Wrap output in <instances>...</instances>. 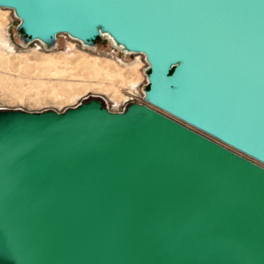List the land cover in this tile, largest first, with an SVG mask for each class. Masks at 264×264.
I'll use <instances>...</instances> for the list:
<instances>
[{
    "label": "water",
    "instance_id": "1",
    "mask_svg": "<svg viewBox=\"0 0 264 264\" xmlns=\"http://www.w3.org/2000/svg\"><path fill=\"white\" fill-rule=\"evenodd\" d=\"M25 43L102 34L145 104L0 110V264H264V0H0Z\"/></svg>",
    "mask_w": 264,
    "mask_h": 264
},
{
    "label": "rangeland",
    "instance_id": "2",
    "mask_svg": "<svg viewBox=\"0 0 264 264\" xmlns=\"http://www.w3.org/2000/svg\"><path fill=\"white\" fill-rule=\"evenodd\" d=\"M19 25L13 11L0 8V110L62 113L93 99L105 108L124 100L129 106L148 89L145 56L125 51L106 34L93 47L59 35L48 48L23 43Z\"/></svg>",
    "mask_w": 264,
    "mask_h": 264
},
{
    "label": "built area",
    "instance_id": "3",
    "mask_svg": "<svg viewBox=\"0 0 264 264\" xmlns=\"http://www.w3.org/2000/svg\"><path fill=\"white\" fill-rule=\"evenodd\" d=\"M42 43V42H41ZM42 45H45L42 43ZM46 46V45H45ZM47 47V46H46ZM53 47V46H52ZM119 61H121L120 59H118ZM145 95V94H144ZM144 95L140 98H138L136 100V103H139V104H145V99H144ZM128 100H124V102L122 104H119V105H116V106H113L112 108H107L108 110L112 111V112H123L126 110L127 106H128Z\"/></svg>",
    "mask_w": 264,
    "mask_h": 264
},
{
    "label": "bare ground",
    "instance_id": "4",
    "mask_svg": "<svg viewBox=\"0 0 264 264\" xmlns=\"http://www.w3.org/2000/svg\"><path fill=\"white\" fill-rule=\"evenodd\" d=\"M2 9H3V8H2ZM22 42H23V43H25V41H24V40H22Z\"/></svg>",
    "mask_w": 264,
    "mask_h": 264
}]
</instances>
